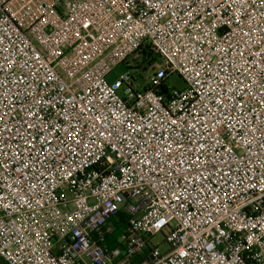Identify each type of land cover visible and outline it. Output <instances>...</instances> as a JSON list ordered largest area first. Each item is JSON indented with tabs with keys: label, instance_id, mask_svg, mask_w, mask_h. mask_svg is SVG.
<instances>
[{
	"label": "built area",
	"instance_id": "obj_1",
	"mask_svg": "<svg viewBox=\"0 0 264 264\" xmlns=\"http://www.w3.org/2000/svg\"><path fill=\"white\" fill-rule=\"evenodd\" d=\"M1 260L264 264V0H0Z\"/></svg>",
	"mask_w": 264,
	"mask_h": 264
},
{
	"label": "rangeland",
	"instance_id": "obj_2",
	"mask_svg": "<svg viewBox=\"0 0 264 264\" xmlns=\"http://www.w3.org/2000/svg\"><path fill=\"white\" fill-rule=\"evenodd\" d=\"M160 67L161 66L158 63V61L151 63V65L150 64H146V65L137 64L135 69L128 68L125 64H121L113 69L112 73L108 76V81L110 84L113 85L117 80L121 78V76H124L127 73H129L131 74V76L136 77V82H135L136 88L138 90H142L148 84L150 76L153 74V72L155 70L156 71L159 70ZM165 84L168 88L178 90V91L186 88V83L184 79L180 77L179 75L170 76ZM152 242L154 245L159 244L160 249L162 251L167 249V245L164 242V236L162 234L155 236ZM0 264H7V263L1 260Z\"/></svg>",
	"mask_w": 264,
	"mask_h": 264
},
{
	"label": "trees",
	"instance_id": "obj_3",
	"mask_svg": "<svg viewBox=\"0 0 264 264\" xmlns=\"http://www.w3.org/2000/svg\"><path fill=\"white\" fill-rule=\"evenodd\" d=\"M158 61V58L153 54V53H146L144 58H143V61L140 65H146V64H150L153 63V62H157ZM122 216V215H120ZM113 224L115 225V229L116 231L108 237L107 239V243L109 244L110 247H114L116 245V239L118 238V236L122 233V231L126 228V225H125V221L122 217H116L114 220H113Z\"/></svg>",
	"mask_w": 264,
	"mask_h": 264
}]
</instances>
